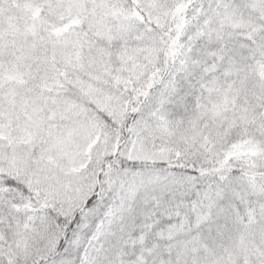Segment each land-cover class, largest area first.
<instances>
[{
  "label": "snow or ice",
  "instance_id": "snow-or-ice-1",
  "mask_svg": "<svg viewBox=\"0 0 264 264\" xmlns=\"http://www.w3.org/2000/svg\"><path fill=\"white\" fill-rule=\"evenodd\" d=\"M0 264H264V0H0Z\"/></svg>",
  "mask_w": 264,
  "mask_h": 264
}]
</instances>
